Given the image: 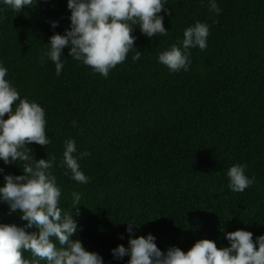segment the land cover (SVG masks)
<instances>
[{
  "label": "trees",
  "instance_id": "obj_1",
  "mask_svg": "<svg viewBox=\"0 0 264 264\" xmlns=\"http://www.w3.org/2000/svg\"><path fill=\"white\" fill-rule=\"evenodd\" d=\"M216 3L219 15L208 0H165L170 15H160L168 35L149 39L134 26L140 59L130 52L104 78L68 56V48L59 76L53 62L40 63L49 38L70 26L67 0H36L20 12L0 2V62L21 99L45 110L52 141L29 147L37 161L55 157L59 206L78 225L72 239L105 264L130 259L115 260L111 252L128 246L129 222L140 225L132 238L152 234L162 252H187L204 239L229 247L224 233L236 230L251 232L254 242L264 235V0ZM197 22L209 25L207 49H189V70L171 73L159 54L182 49L185 29ZM68 139L76 142L74 155L90 154L79 159L87 184L61 167ZM237 164L255 177L242 193L228 187V170ZM0 168L23 175L19 161H0ZM74 192L81 197L76 208ZM20 215L0 205V223L23 227Z\"/></svg>",
  "mask_w": 264,
  "mask_h": 264
},
{
  "label": "clouds",
  "instance_id": "obj_2",
  "mask_svg": "<svg viewBox=\"0 0 264 264\" xmlns=\"http://www.w3.org/2000/svg\"><path fill=\"white\" fill-rule=\"evenodd\" d=\"M15 12L31 8L36 0H0ZM209 11L219 15L216 0H208ZM70 11V26L63 34L49 38L47 51L40 57V63L50 60L55 64V73L61 74L64 63L63 50L69 49L68 56L89 66L96 73L107 78L110 70L125 62L128 54L134 52L133 61L140 59L141 52L135 47L136 37L132 35L138 25L140 32L152 39L167 36L162 11L168 13L165 0H67ZM59 26L51 22V28ZM210 35L209 25L197 22L185 29L182 49L173 45L159 54L158 62L171 73L188 71L191 65L189 49H207ZM8 68L0 62V161L4 165L22 163L23 175L4 174L0 185V205H7L9 214L19 210L20 219L27 223L23 227L0 223V264H105L96 252L85 249L82 242L72 237L78 225L71 212H62L61 190L52 172L55 157L37 161L30 144L46 147L51 139L46 134L45 110L36 102L21 99L17 88L7 78ZM18 102V103H17ZM7 115V119H5ZM75 124V122H73ZM63 161L65 175L80 184L89 183L80 168L76 142L68 139L64 143ZM245 167L233 165L228 170L231 191L242 193L255 183V177L245 174ZM73 207L80 205V194L73 193ZM128 246L118 245L112 249L115 260L130 257L127 264H264V235L253 241V234L245 230L224 233L229 247L217 248L214 241L200 240L187 252L172 246L162 252L156 245V237L148 234L132 238L135 223H127ZM36 231L29 232L28 229ZM58 241L60 247L56 246ZM30 252L35 259L29 261L23 253Z\"/></svg>",
  "mask_w": 264,
  "mask_h": 264
}]
</instances>
